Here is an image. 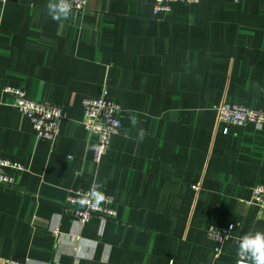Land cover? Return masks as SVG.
<instances>
[{
    "label": "crops",
    "instance_id": "1",
    "mask_svg": "<svg viewBox=\"0 0 264 264\" xmlns=\"http://www.w3.org/2000/svg\"><path fill=\"white\" fill-rule=\"evenodd\" d=\"M46 4L0 0V158L28 168L0 184V264L251 261L237 241L264 231V208L250 202L264 184V127L226 124L218 106L264 107V0H201L159 16L155 0H89L59 20ZM7 85L64 107L55 141L34 138ZM105 90L124 130L96 164L82 101ZM82 187L112 194L117 219L80 225L65 199ZM212 225H233L232 237H210Z\"/></svg>",
    "mask_w": 264,
    "mask_h": 264
},
{
    "label": "built area",
    "instance_id": "2",
    "mask_svg": "<svg viewBox=\"0 0 264 264\" xmlns=\"http://www.w3.org/2000/svg\"><path fill=\"white\" fill-rule=\"evenodd\" d=\"M6 2L9 0H1ZM201 0H155L154 15H165L172 12L176 4L198 5ZM71 11L76 16H82L88 9L89 0H68ZM4 94L11 98L8 105L27 116L32 123L36 140L55 141L60 132L61 122L65 117L64 107L60 104L38 100L27 95L18 86L7 85ZM264 100V84H263ZM84 111L83 124L85 129L97 138L94 161L99 164L108 153L112 138L121 133L124 128L121 120L122 106L114 101L105 90L99 97H86L82 101ZM219 120L231 125L254 124L264 127L263 109H253L240 103L223 102L218 106ZM28 168L23 163L9 158H0V184L12 186L15 182L14 173L21 174ZM84 201V203H81ZM250 202L264 208V184L253 189ZM65 210L71 213L80 225H85L93 218L100 221L103 227L110 220H116L118 211L112 194L92 188L70 190L65 199ZM233 225H212L208 229L210 237L224 241L233 235ZM53 234L60 238L62 230L59 226L53 228ZM80 240V236L77 237ZM3 264H29L28 260L6 258ZM173 264V263H170ZM235 264H253L252 261L239 258Z\"/></svg>",
    "mask_w": 264,
    "mask_h": 264
},
{
    "label": "clouds",
    "instance_id": "3",
    "mask_svg": "<svg viewBox=\"0 0 264 264\" xmlns=\"http://www.w3.org/2000/svg\"><path fill=\"white\" fill-rule=\"evenodd\" d=\"M46 9L53 20L67 18L71 12L68 0H47ZM237 254L250 258L253 264H264V231L243 234L237 241Z\"/></svg>",
    "mask_w": 264,
    "mask_h": 264
}]
</instances>
